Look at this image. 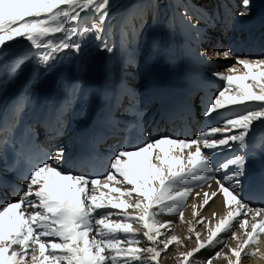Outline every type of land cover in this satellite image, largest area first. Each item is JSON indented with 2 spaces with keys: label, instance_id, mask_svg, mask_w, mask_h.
I'll list each match as a JSON object with an SVG mask.
<instances>
[{
  "label": "bare ground",
  "instance_id": "1",
  "mask_svg": "<svg viewBox=\"0 0 264 264\" xmlns=\"http://www.w3.org/2000/svg\"><path fill=\"white\" fill-rule=\"evenodd\" d=\"M139 1L137 3L138 0H127V6L110 5L107 15L103 19H101L100 12H95L90 7L88 10L82 11L77 22L69 20L65 25L66 28L76 27L78 32L88 28L89 31L83 35H73L68 38L70 47L58 52L62 56L66 55L64 60L59 62L60 65L57 64L58 66L52 65L49 61L44 63L42 55L49 49L46 47L36 48L26 38L18 37L16 40L7 41L5 45L0 46V105H4L8 101L1 98V87L10 79L4 87V93L19 96L20 102L31 112H35V108L29 100L25 99L26 95H35L37 101L42 97H46L47 102L53 103L61 99L64 100L61 113H66L67 107L70 108L69 130H66L62 138L57 141L60 145L56 143V147L66 155H63V159L71 157L68 150L70 142L74 138L75 125L80 123L84 114L88 115L96 109L101 99L109 102L116 99L114 108L118 110L119 114L113 119L114 122L125 119L123 111L132 107L131 99L135 101L141 99L142 105L146 106L144 114L147 119H151L150 122H144L143 126H149L150 133L148 135L151 137L144 136L140 146L161 137L177 140L193 138L189 136L192 133H183L180 121L162 122L153 128L155 120L160 116L159 102L163 95L170 93V86L184 89L185 83H187L190 89L195 88V92L190 94L189 99L196 110V115L190 120L191 125L199 124L204 129L203 132L208 131L210 127H222L226 119L243 114L245 108L256 110L254 102H246L244 105L227 104V100L236 97V87L250 83V81L247 79L233 80L232 86L229 87L227 81L214 73L240 76L246 70L241 66V70L238 68L237 72L229 73L225 68V63L219 60L215 63L206 62L204 60L205 53L210 51L211 55H214V52H212L211 45L206 47V42H202L198 37L208 31L209 35H212L209 26L216 24L221 29L233 27L234 30H243L246 36L249 34L248 38L252 40L253 37L250 33L256 32L253 29L264 25V0H249L248 14L245 16L240 15L245 10L242 0ZM240 23H242L241 26ZM94 24L98 26V31L92 27ZM256 29L259 31L261 28ZM63 37V33H55L45 37L42 44L56 43ZM104 40L109 43L107 53L100 50V44ZM260 42V46H264V31L261 34ZM72 44H79V51L72 47ZM200 51L204 54L199 57L202 60H196ZM250 54H253L252 51L243 53V55ZM232 55L230 53L229 57ZM221 57L222 55H219L217 59L221 60ZM246 59L254 61L259 58ZM259 71L258 68L252 69L254 74ZM183 73L187 74V79L183 78ZM225 89H227L224 97L226 106L213 112L211 116H202L200 114L201 99L204 97L211 104L219 92ZM253 90L259 92L258 88ZM151 103L153 104L150 105ZM60 121L63 122V119L61 118ZM240 131V129H234L228 134L237 135ZM248 134H252V140L259 139V146L264 154V123L260 120L253 121ZM50 138L55 140L56 136ZM214 138H224V134L217 133ZM240 146L241 143L235 141L230 142V146H222L218 149L202 147V153L210 157L212 168L221 157H225L222 163L235 158V154H230V151L233 147L239 148ZM163 147L166 150L169 148L167 145ZM178 151L179 149L173 148L169 155ZM189 151H195V146L182 154L186 155ZM241 153L245 155L242 150ZM58 160L61 159L58 158ZM216 169L203 171L198 176L192 177L191 180L185 181L184 186L192 191L183 206L180 208L172 206L156 217L161 223L171 221L170 228L161 229L162 235L158 237L156 244L150 245L142 235L143 240L139 243L141 249L155 246L158 250H162L158 264H182V257L179 254L196 247L195 233H201L200 238L206 240L209 225L214 227L218 219L226 214L225 197L219 192L217 181L224 183L225 187L231 186L229 190L236 194L244 204L256 209L245 201V164L243 175L237 178L238 187L236 180L225 181L223 179L225 174L239 170L238 166L230 165L229 168L220 171H216ZM113 174L116 181L123 180L115 172ZM114 187L124 191L131 186L114 181L108 188L100 187L97 194L100 192L105 194V203L109 198H111V203L117 200L120 202V193L113 191ZM205 192L217 193L214 197L210 195L206 205L203 203ZM123 199L135 202L136 195L123 197ZM234 207L235 205H233ZM180 211H183V221L179 216ZM194 213L198 214L194 215ZM213 213L217 215L213 216ZM243 218L251 221L252 214L249 213L245 217L241 212L237 219ZM202 220L203 223H200ZM132 227L138 228L141 233L144 231L138 223L132 224ZM190 228L194 231L190 232ZM233 231L241 239L245 238L244 230L240 229L236 221H233V227L218 237L222 243L201 249L190 258L191 264H200L216 251L228 253L229 247L225 245L236 247L238 241L232 238ZM248 231H251L250 227ZM172 236H177L179 241L170 244L168 249L163 251L164 245L160 241L168 240ZM189 237L191 238L189 239ZM256 247L259 252L255 255L242 253L241 264H264V233L260 234ZM251 250L250 247L247 251ZM32 254L33 252L26 258L28 264H31ZM148 255L146 252L143 253L142 258H146ZM212 264H228V260L222 257L214 259Z\"/></svg>",
  "mask_w": 264,
  "mask_h": 264
},
{
  "label": "snow or ice",
  "instance_id": "2",
  "mask_svg": "<svg viewBox=\"0 0 264 264\" xmlns=\"http://www.w3.org/2000/svg\"><path fill=\"white\" fill-rule=\"evenodd\" d=\"M109 0H0V46L7 41H14L18 37L26 38L36 48L46 47L42 55V61L47 63L54 58V54L70 47L69 39L73 35H83L89 29L78 32L76 27L66 28L69 20L80 18V12L90 7L95 12L101 13V19L107 15ZM244 11L241 16L248 14L249 0H242ZM97 31L98 26L92 25ZM63 33L64 37L56 43L42 44L45 37ZM79 51V44H72ZM200 55H204L201 53ZM227 58L230 51L217 52ZM205 59L210 57L205 56ZM237 63L246 70L243 75L214 73L232 86L233 80L247 79L250 83L237 86L236 97L227 100V104L244 105L246 102H254L256 110L244 109L243 114L234 115L226 119L222 127H210L208 131L201 132L195 139L177 140L170 137H161L150 141L143 146H137L134 150L119 149L110 160L109 166L123 178L116 181L115 175L109 172L106 175L108 183H101L99 178L89 179L85 175H74L70 171H61L60 167H53L51 163L42 162L28 174L30 181L26 190L17 202L7 204L0 208V264H28L29 249L32 250L31 264H131L138 261L139 264H158L161 251L155 246L141 249L132 247L139 245L138 239L121 240L117 234L136 236L138 228H133L132 223H138L144 231L142 235L154 245L158 237L162 235V228H170L171 221L161 223L156 217L167 211L170 207L183 206L192 189L184 186L189 178L198 176L203 171H212L210 157L202 153V147L206 149H218L222 146H230V142L239 141L244 144L246 136L251 129L252 122L260 120L264 123V59L250 61L237 58ZM253 68L260 71L256 74ZM237 72L236 68H230L229 73ZM258 88L259 92L254 91ZM224 91H220L213 103L205 111L206 116L226 106ZM240 129L237 135H229L232 130ZM224 134V138L216 139L215 134ZM169 146L166 150L163 146ZM195 146V151L187 154V165L182 163L179 153L169 155L173 148L183 152ZM63 159V151L58 153ZM245 160L241 156L228 159L219 165L216 171L227 169L230 165L238 166L239 170H233L224 175L225 181L236 180L243 175ZM130 185L124 191L121 188H113L120 193V203L112 204L111 198L104 202V193L100 187L108 188L112 182ZM219 192L225 197L226 214L219 218L215 226L207 228V239L202 240L201 233L196 232V247L182 252V264H191L190 258L201 249L213 247L222 243L218 239L221 233L228 232L233 227V221L244 230V239L235 232L232 238L238 241L236 247H229L228 253L216 251L208 259L200 264H212L214 259L225 258L228 264H241L242 253L255 255L259 252L258 244L260 234L264 233V208L253 209L244 204L239 197L225 187L224 183L217 181ZM136 195L135 202L125 201L123 197ZM199 195V193H197ZM211 197L217 195L204 193L203 203L206 205ZM35 197L36 202L30 198ZM264 202V201H262ZM233 205L235 207L233 208ZM113 207L125 209L115 215L121 219L112 220L114 213L98 212L99 209ZM128 208L138 210L137 214L126 211ZM24 209H31L25 212ZM243 212L247 217L252 214V220L247 218L237 219ZM95 215L99 216L98 219ZM198 213H194L197 215ZM213 213V216H216ZM183 221V211L179 212ZM259 217V219H257ZM203 223V220L200 221ZM249 227L251 231H248ZM93 228H96L94 235ZM189 231H194L190 228ZM99 237V238H97ZM45 238V239H42ZM191 237H189L190 239ZM179 241L177 236L160 241L164 245L163 251L170 244ZM20 246L15 250L13 246ZM127 245V246H123ZM251 247V251H247ZM38 252V254H36ZM148 253L146 258L143 253ZM46 253H51L47 255ZM108 253V254H106Z\"/></svg>",
  "mask_w": 264,
  "mask_h": 264
},
{
  "label": "rangeland",
  "instance_id": "3",
  "mask_svg": "<svg viewBox=\"0 0 264 264\" xmlns=\"http://www.w3.org/2000/svg\"><path fill=\"white\" fill-rule=\"evenodd\" d=\"M124 2H125V0L121 1L120 3H119V2H115L114 0H109V4H114L115 6H118V4H121V6H122V5H123V6H124V5L127 6L128 2L126 1L125 4H124ZM139 2H140V1L138 0L137 3H139ZM91 9H92V8H91ZM76 10H78L79 12L81 11L79 8H77ZM81 13H82V12H81ZM81 13H80V14H81ZM77 21H78V20H75L74 22H77ZM241 42H243V41H241ZM100 45H101V44H100ZM106 45H107V44H102V45H101V49L105 51V50H106V48H105ZM238 50H239V49H235L234 51H238ZM239 51H240V50H239ZM209 52H210V51H209ZM209 52H207V53H209ZM239 53H240V52H239ZM242 53H243V52H242ZM55 56H57V57L59 58L58 55H55ZM55 56H54L53 60L50 59L49 62L52 63V64H55V66H56V65H57V60H58V58L55 57ZM222 57H223V56H222ZM222 57H221V60L226 61V63H225V68H226V69H227V64H228L229 69H230V68H236V69H238V68L240 69V68H241V65L239 66V64L237 63V60H236V58H238L239 56L236 57V58H234V57H231V58H225V57H223V58H222ZM243 57L246 58L247 55H243ZM54 59H55L56 61H55ZM262 59H264V56L262 57ZM221 60L219 59V61H221ZM221 62H222V61H221ZM222 63H224V62H222ZM229 69H227V70L229 71Z\"/></svg>",
  "mask_w": 264,
  "mask_h": 264
}]
</instances>
